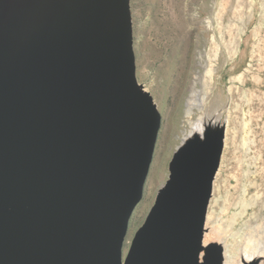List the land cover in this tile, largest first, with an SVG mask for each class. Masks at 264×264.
Segmentation results:
<instances>
[{
  "label": "water",
  "instance_id": "95a60500",
  "mask_svg": "<svg viewBox=\"0 0 264 264\" xmlns=\"http://www.w3.org/2000/svg\"><path fill=\"white\" fill-rule=\"evenodd\" d=\"M209 123L175 147L123 257L160 126L128 0H0V264H222L203 246L224 149Z\"/></svg>",
  "mask_w": 264,
  "mask_h": 264
},
{
  "label": "rangeland",
  "instance_id": "374dc122",
  "mask_svg": "<svg viewBox=\"0 0 264 264\" xmlns=\"http://www.w3.org/2000/svg\"><path fill=\"white\" fill-rule=\"evenodd\" d=\"M128 3L136 80L155 102L160 114V126L142 198L128 223L123 257L152 207L159 187L167 178L168 163L175 147L181 142L179 137H182V131L187 127L186 110L191 111L190 120L200 115L198 98L202 96L204 73L208 67L213 70L210 85L213 89L207 94L212 98L215 95L222 97L219 111L216 108L213 112V123H222L227 112L235 114L241 122L244 112L247 109L251 112L250 117L246 116L250 119L247 128L242 127L235 135L238 141L236 153L232 146L223 149L227 167L221 169L220 177L226 178V175L234 172L240 177L244 171L250 184L245 190V199L258 195L260 200L264 199V106L259 101L264 96V65L256 52L257 44L261 47L264 43V0H128ZM219 5L222 6L219 23L224 40H228L229 28L237 38L236 45L232 46L234 51L231 58L226 55L227 50L223 45L213 60L209 42L213 33L217 39L220 37L215 29L214 16ZM238 29H242V32L237 36ZM263 48L261 56L264 55ZM239 74L243 75L244 82L237 85L235 96L231 92V99L228 88L237 83L235 79ZM252 77L260 80L255 82ZM191 87H194L193 91H190ZM250 92L255 95L252 103L247 102ZM205 105L206 112L210 113L212 107ZM245 137L248 138L247 145L242 143ZM242 145L245 150L248 149L246 158L239 165L235 161L236 157H241L240 152H244L240 148ZM234 182L229 179L227 184L230 194L233 193ZM256 205L248 208L245 216L238 219L234 230L243 227L249 215L260 216Z\"/></svg>",
  "mask_w": 264,
  "mask_h": 264
},
{
  "label": "bare ground",
  "instance_id": "6f19581e",
  "mask_svg": "<svg viewBox=\"0 0 264 264\" xmlns=\"http://www.w3.org/2000/svg\"><path fill=\"white\" fill-rule=\"evenodd\" d=\"M218 7L219 9L217 11V14H215L214 16L216 21L215 29L217 30V34L220 37L218 36L219 39H217L215 37L216 34L214 35L213 33L211 35V39L209 42L210 43L209 50L212 52L213 60L216 55V52L219 50V47L223 45H224L223 48L227 50L226 55L228 56L230 55L231 58L234 51L232 50V46L234 44L236 45L235 38H237L233 36V34L231 33V29L229 28L227 30L228 40L227 41L224 40L223 35L221 33V26H220L221 23H219V20L221 18L220 15L222 14L221 12L222 10H220V8H222V6L219 5ZM241 32L242 29L240 30L238 29L237 36L240 35ZM258 46L259 43L256 46L257 47L256 52L259 53V58L260 60H262V64L264 65V55L261 56L260 54L261 49L264 47V43L262 42L261 47ZM212 73L213 70L209 67L206 69L204 73L202 96L198 98L199 99L198 112H200L199 117H197L194 120H190L189 117L191 116V111L188 112V110H186L187 113L185 114V120L187 127L185 126L186 129L182 131V137L181 138L179 137V139H181L180 140L181 142L194 133L201 134L200 131L201 124L203 123L208 124V122H210L208 128H212L211 125L213 126L215 124L213 123L212 120L213 112H215L216 108L217 111H219V105L222 102V97L220 95L217 96L215 95L212 98L207 94L209 93V90L213 89V86L212 87L210 86L212 82V78H211ZM205 76H207L210 81H208ZM252 79L255 82H258V80H260L257 77L256 78L252 77ZM235 81L237 83L232 84L231 87L228 88L231 99H232L231 92H233L235 96V94H237L238 91L237 85L243 84L244 82L243 75L242 74L237 75ZM193 88L194 87H191L190 91H193ZM254 96L255 95H253V93L250 92L248 94L247 102L252 103L251 100ZM259 101L262 104V106H264V96L261 97ZM205 104H210V106L212 107L211 109L212 111L210 110L211 111L210 113L206 112ZM249 115H251V112L249 111V109H247V111L244 112V116L241 117V119L243 117L244 118L241 120V122H239V120L236 119L235 114L232 115L231 112L230 113L227 112V116L222 121V123L224 124L223 148L232 146L234 147L235 150L234 153H236V143H238V141L236 142L235 135L238 130H242V127H244V129L247 128L250 119H248L246 116L250 117ZM247 139L248 138L246 137L243 138V142H242L243 145L249 144ZM243 145L242 147H240L241 145L239 147L241 149H244L245 147H243ZM246 150L244 149V152H242L243 150L240 152L242 153L241 157L240 156H239L240 158L236 157L237 159L235 163L239 165L240 163H242L244 158H246V152H247ZM222 155H221L219 169L216 173L215 181L213 184V195L209 202L206 213V219L204 222L205 233L203 235V246H206L207 244L210 243L220 244L222 246V264H245V263L249 264L255 259H261V261H259L258 264H264V199L260 200V195L256 196L255 198L245 199L244 193L245 190L250 186V184L247 183L246 180L247 176L244 175V171L241 173L242 175H240V177L236 176L234 174L235 172L229 173L228 175H226L227 176L226 178L220 177L221 169L225 166L227 167V162H226L227 160L225 156ZM235 156H237V154ZM262 172H264V169H262ZM229 179L235 181L234 182L235 187L233 188L232 194H230L229 193L230 191L228 192L227 189L228 188L227 186L229 185ZM253 184L254 183H252V185ZM262 185L264 186V183ZM256 204H258L261 213L259 214L260 216L251 217L249 215L248 218L245 219V225L237 230H234V226H236V222L238 221V219L245 216L247 209L254 207Z\"/></svg>",
  "mask_w": 264,
  "mask_h": 264
}]
</instances>
